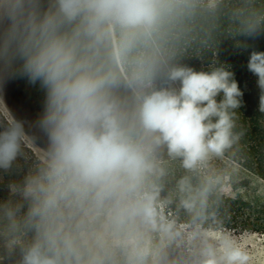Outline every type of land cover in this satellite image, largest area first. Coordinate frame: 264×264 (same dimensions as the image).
<instances>
[{
  "label": "clouds",
  "instance_id": "clouds-1",
  "mask_svg": "<svg viewBox=\"0 0 264 264\" xmlns=\"http://www.w3.org/2000/svg\"><path fill=\"white\" fill-rule=\"evenodd\" d=\"M173 7L171 0H0V67L45 96L44 160L13 189L14 202L0 203V219L27 238L20 264H103L109 229L154 215L152 197L139 192L156 149L190 167L236 139L243 91L230 67L164 64L144 48ZM260 15L252 12L240 30L254 35ZM247 69L264 113V51L250 52ZM23 140L20 126L0 132V169L11 168ZM245 259L233 249L206 264Z\"/></svg>",
  "mask_w": 264,
  "mask_h": 264
},
{
  "label": "trees",
  "instance_id": "trees-1",
  "mask_svg": "<svg viewBox=\"0 0 264 264\" xmlns=\"http://www.w3.org/2000/svg\"><path fill=\"white\" fill-rule=\"evenodd\" d=\"M171 2L174 7L143 38L144 48L164 64L196 70L230 67L243 91V104L234 116L236 139L223 152L209 154L190 167L166 147L156 149L139 192L141 199L152 197L154 215L151 220L133 217L119 229H109L117 243L106 242L103 264H183L187 231L192 228L264 236V113L259 111L257 77L247 69L250 52L264 51V0ZM254 11L261 15L259 27L250 36L240 30L241 22ZM118 39L114 33L113 46ZM119 69L125 73L123 64ZM120 92L130 95L126 88ZM40 164L32 155L27 161L16 160L7 170L0 169L5 188L0 203L14 202L17 197L7 187L22 184ZM26 239L0 219V247L2 241L23 243ZM147 247L153 252H142ZM5 263L0 257V264Z\"/></svg>",
  "mask_w": 264,
  "mask_h": 264
},
{
  "label": "rangeland",
  "instance_id": "rangeland-1",
  "mask_svg": "<svg viewBox=\"0 0 264 264\" xmlns=\"http://www.w3.org/2000/svg\"><path fill=\"white\" fill-rule=\"evenodd\" d=\"M46 2L48 4L49 0ZM6 71L11 84L24 101V111L22 115L15 113L9 105L4 103V95L0 92V132L20 126L23 129L24 140L22 152L17 160L27 161L33 155L43 162L48 146L47 137L39 126L44 108V92L38 85L30 84L19 74ZM2 181L3 177L0 174V192L5 190L1 186ZM7 188L10 193H13V186L9 185ZM106 242L117 243L114 234L109 230ZM127 243L132 244V241ZM21 245L22 243L18 240L2 241L0 257L6 262L5 264H19L18 260L21 259L22 254ZM233 249L239 250L246 257L244 264H264V236L248 234L235 236L199 228L187 231V252L183 264H206L211 256L219 259L226 250ZM142 252L152 253L153 249L147 247ZM132 255H136L134 250ZM132 264L136 263L132 262Z\"/></svg>",
  "mask_w": 264,
  "mask_h": 264
},
{
  "label": "water",
  "instance_id": "water-1",
  "mask_svg": "<svg viewBox=\"0 0 264 264\" xmlns=\"http://www.w3.org/2000/svg\"><path fill=\"white\" fill-rule=\"evenodd\" d=\"M120 70V69H119ZM5 88V95L3 101L6 105H9L15 113L18 115H22L24 111V101L17 93L15 87L11 82L7 79L2 81ZM125 91V88H121Z\"/></svg>",
  "mask_w": 264,
  "mask_h": 264
},
{
  "label": "flooded vegetation",
  "instance_id": "flooded-vegetation-1",
  "mask_svg": "<svg viewBox=\"0 0 264 264\" xmlns=\"http://www.w3.org/2000/svg\"><path fill=\"white\" fill-rule=\"evenodd\" d=\"M43 2H44V4H45V6H47V2H46V0H43ZM4 79L9 80V76H8V74H7L6 69H4L3 67H0V92H1L3 95H5V88H4V85H3V83H2V81H3ZM9 81H10V80H9Z\"/></svg>",
  "mask_w": 264,
  "mask_h": 264
}]
</instances>
